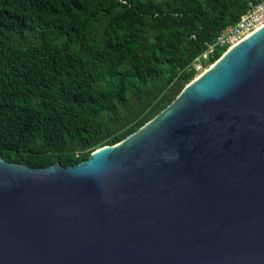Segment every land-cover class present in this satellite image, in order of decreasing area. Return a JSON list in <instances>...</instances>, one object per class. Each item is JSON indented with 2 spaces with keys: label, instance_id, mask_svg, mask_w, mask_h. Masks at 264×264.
Returning <instances> with one entry per match:
<instances>
[{
  "label": "water",
  "instance_id": "obj_1",
  "mask_svg": "<svg viewBox=\"0 0 264 264\" xmlns=\"http://www.w3.org/2000/svg\"><path fill=\"white\" fill-rule=\"evenodd\" d=\"M0 264H264V25L116 144L0 153Z\"/></svg>",
  "mask_w": 264,
  "mask_h": 264
},
{
  "label": "trees",
  "instance_id": "obj_2",
  "mask_svg": "<svg viewBox=\"0 0 264 264\" xmlns=\"http://www.w3.org/2000/svg\"><path fill=\"white\" fill-rule=\"evenodd\" d=\"M262 0H0V153L33 166L87 158L140 129L192 64ZM139 54V57H136Z\"/></svg>",
  "mask_w": 264,
  "mask_h": 264
},
{
  "label": "built area",
  "instance_id": "obj_3",
  "mask_svg": "<svg viewBox=\"0 0 264 264\" xmlns=\"http://www.w3.org/2000/svg\"><path fill=\"white\" fill-rule=\"evenodd\" d=\"M264 24V0L259 3L250 4L248 10L240 17L239 21L227 27L217 38L216 44L226 46L231 45L241 39L245 34L255 31ZM212 53V47L202 56L205 58Z\"/></svg>",
  "mask_w": 264,
  "mask_h": 264
},
{
  "label": "rangeland",
  "instance_id": "obj_4",
  "mask_svg": "<svg viewBox=\"0 0 264 264\" xmlns=\"http://www.w3.org/2000/svg\"><path fill=\"white\" fill-rule=\"evenodd\" d=\"M136 57H139V54H136ZM211 66V63L209 62L208 57H199L197 60H195L192 64V68L195 71V77L198 76L200 73H202L204 70L209 68Z\"/></svg>",
  "mask_w": 264,
  "mask_h": 264
},
{
  "label": "bare ground",
  "instance_id": "obj_5",
  "mask_svg": "<svg viewBox=\"0 0 264 264\" xmlns=\"http://www.w3.org/2000/svg\"><path fill=\"white\" fill-rule=\"evenodd\" d=\"M263 25H264V24H263ZM260 27H261V26H260ZM258 28H259V27H258ZM258 28H257V29H258ZM257 29H256V30H257ZM253 32H254V31H253ZM253 32H250V33L245 34L241 39H239V40H238L237 42H235L233 45H235L236 43H238V42L241 41L242 39L246 38L247 36H249V35H250L251 33H253ZM233 45H231V46H233ZM231 46H230V47H231ZM207 69H208V68H207ZM207 69H206V70H207ZM206 70H204L202 73H200V74H199L198 76H196L194 79L198 78V77H199L200 75H202Z\"/></svg>",
  "mask_w": 264,
  "mask_h": 264
},
{
  "label": "clouds",
  "instance_id": "obj_6",
  "mask_svg": "<svg viewBox=\"0 0 264 264\" xmlns=\"http://www.w3.org/2000/svg\"><path fill=\"white\" fill-rule=\"evenodd\" d=\"M227 49V48H226Z\"/></svg>",
  "mask_w": 264,
  "mask_h": 264
}]
</instances>
